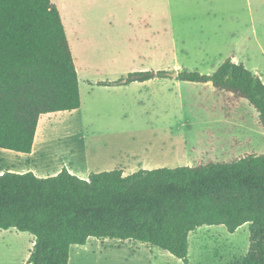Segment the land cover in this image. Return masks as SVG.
I'll list each match as a JSON object with an SVG mask.
<instances>
[{
  "label": "trees",
  "instance_id": "16d2710c",
  "mask_svg": "<svg viewBox=\"0 0 264 264\" xmlns=\"http://www.w3.org/2000/svg\"><path fill=\"white\" fill-rule=\"evenodd\" d=\"M165 72L132 73L100 86H128ZM246 100L264 129V82L229 58L213 75L179 73ZM81 108L79 77L60 12L52 0H0V149L30 155L43 115ZM250 224L251 247L238 264H264V153L193 167L91 173L64 168L40 178L0 175V230L29 233L27 264H70L72 246L91 238L158 247L189 263L190 234Z\"/></svg>",
  "mask_w": 264,
  "mask_h": 264
},
{
  "label": "rangeland",
  "instance_id": "374dc122",
  "mask_svg": "<svg viewBox=\"0 0 264 264\" xmlns=\"http://www.w3.org/2000/svg\"><path fill=\"white\" fill-rule=\"evenodd\" d=\"M137 1L140 9L131 17H124L120 0L81 3L91 17L101 14L102 27L110 30L112 23L128 33L102 35L93 45L75 51L83 107L72 121L84 123L85 135L74 147L52 152L53 158L57 154L73 162L79 174L87 169L109 172L159 143L167 149L160 169H174L237 160L243 156L220 150L238 149L245 142L262 146L264 129L248 101L218 92L210 83L182 82L167 74L213 75L225 60L238 57L250 71L264 76V0ZM66 3L78 12V0ZM141 72L166 75L141 86L98 85ZM70 116L71 112L49 118ZM217 137L214 158L204 151ZM59 163L58 159L50 171ZM34 243L29 233L0 230V264H27ZM250 247V224L234 234L224 226H205L189 239L188 264H238ZM70 259V264H185L158 247L111 239L77 245Z\"/></svg>",
  "mask_w": 264,
  "mask_h": 264
},
{
  "label": "crops",
  "instance_id": "0c3cea01",
  "mask_svg": "<svg viewBox=\"0 0 264 264\" xmlns=\"http://www.w3.org/2000/svg\"><path fill=\"white\" fill-rule=\"evenodd\" d=\"M67 1L73 2V0H52V2L57 6L60 12L61 19L65 27L66 36L75 63L78 62V59L75 56V51L93 45L95 42L100 40L102 35H110V36L113 35L114 37H116L117 35L122 34L123 32H124L123 34L128 33V30L126 31L124 29H121L119 31V28H115L112 23H110V26L112 27L110 30L102 27L101 14L96 13L94 14L93 17H91V14L89 12L85 13L84 8L81 7V3L84 0H78L79 6L77 13L72 12L70 10V8L66 3ZM97 1L98 0H89V2H92L93 4H96ZM158 3L160 4L159 1ZM119 4H120V8L124 12V17H128V16L131 17L132 14L135 12V10L140 9V3L137 0H120ZM113 20L115 19L113 18ZM232 58L236 63H241L238 57H232ZM260 77L264 82V76L261 75ZM156 79L158 78H154L153 80L144 83H140V82L132 83L131 85L124 87H129L132 85L141 86L148 82L155 81ZM80 95H81V108L79 110L71 112L72 116L68 118L56 119L55 121L49 117L56 114L67 115V113L69 112L46 114L41 117L35 137L33 152L30 155H24L13 151L0 149V175H3L5 172H12L17 174H26L32 172L40 178H47L58 175L59 173H61V171L64 168H66L70 173L80 177L81 179L87 180L90 174L92 173L91 170L87 169L85 170L84 174H79L76 171H74L73 162L66 159H62V157L58 158L57 154L55 153L54 154L56 155L55 156L56 158L54 159L53 158L54 156L51 154L56 150L61 151L62 150L61 148L65 149L68 148V146L74 147L75 142L78 143L81 142L80 140L84 139V135H85L84 123H80V122L75 123L72 121L73 117L82 111L83 101H82L81 89H80ZM231 97H233V95ZM75 139H79V140L75 141ZM214 141H220V138L217 137L213 139V142H209V145H206V149L204 153L206 152V155H211L214 158H216L218 151ZM245 143H246L245 145L242 144L241 147H238V149L227 150L223 148L220 151L223 154L234 153L238 156H243L242 158L248 155H261L264 153V142H262V146L259 145V142H245ZM244 146H246V150L243 149ZM259 147H261L260 150ZM173 149L174 148H172V150ZM166 150L167 149H165L164 146H160L159 143L157 144V146L149 145L147 146L144 155H134L135 157L132 158L134 159L133 161L125 162V164L124 162H122L121 165H117L118 167L117 170H122L124 174L128 176L141 170L160 169L161 166L159 164L161 161L162 162L164 161V158L162 157H164ZM160 153H163V156L160 157L159 156ZM41 157L43 158V160L46 161H44L43 164H38L37 160ZM58 159L60 160L58 169L56 171L54 170L51 172L50 169L54 167V164ZM216 161L218 160L216 159ZM37 167H39L40 169L45 168L46 172L39 173L37 171ZM195 232L191 233L190 237L193 236ZM92 239L94 238H91L88 241V243L91 242ZM76 246L77 245L72 246L71 252L72 249H74V247ZM70 258H71V254H70Z\"/></svg>",
  "mask_w": 264,
  "mask_h": 264
},
{
  "label": "water",
  "instance_id": "95a60500",
  "mask_svg": "<svg viewBox=\"0 0 264 264\" xmlns=\"http://www.w3.org/2000/svg\"><path fill=\"white\" fill-rule=\"evenodd\" d=\"M167 76L178 79L179 78V72H175L173 74H167Z\"/></svg>",
  "mask_w": 264,
  "mask_h": 264
}]
</instances>
